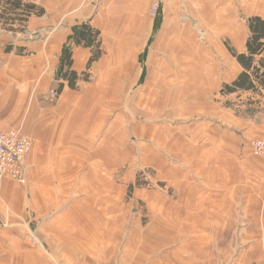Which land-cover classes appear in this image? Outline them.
Returning a JSON list of instances; mask_svg holds the SVG:
<instances>
[{
  "label": "crops",
  "instance_id": "obj_1",
  "mask_svg": "<svg viewBox=\"0 0 264 264\" xmlns=\"http://www.w3.org/2000/svg\"><path fill=\"white\" fill-rule=\"evenodd\" d=\"M33 1L44 15L0 30V128L33 140L27 182L0 179V264H264V91L221 92L242 70V0ZM66 45L89 76L75 89Z\"/></svg>",
  "mask_w": 264,
  "mask_h": 264
},
{
  "label": "trees",
  "instance_id": "obj_2",
  "mask_svg": "<svg viewBox=\"0 0 264 264\" xmlns=\"http://www.w3.org/2000/svg\"><path fill=\"white\" fill-rule=\"evenodd\" d=\"M45 9L33 0H0V30L9 32H24L27 28L28 20L31 16H42ZM248 27V37L244 52H236L232 48L230 51L240 64L242 70L231 82L222 87V94L238 92H252L263 94L264 91V17L253 15L246 19ZM100 31L93 28L90 23H83L76 29L73 36L74 45H83L93 49L89 60V66L102 55L100 44ZM72 45H66L63 50L58 75L66 80L71 88H77L80 79L88 80V73L78 75L72 70ZM63 83L59 90H62ZM252 102L251 99L248 103ZM227 105H232L230 101ZM140 179L136 185L141 186ZM133 186H130L132 189Z\"/></svg>",
  "mask_w": 264,
  "mask_h": 264
},
{
  "label": "built area",
  "instance_id": "obj_3",
  "mask_svg": "<svg viewBox=\"0 0 264 264\" xmlns=\"http://www.w3.org/2000/svg\"><path fill=\"white\" fill-rule=\"evenodd\" d=\"M159 4L152 7L157 12ZM53 98L57 97L52 92ZM251 147L255 155L264 158V136L251 141ZM33 148V140L19 130H4L0 128V179L10 178L21 184L27 182L26 157Z\"/></svg>",
  "mask_w": 264,
  "mask_h": 264
},
{
  "label": "rangeland",
  "instance_id": "obj_4",
  "mask_svg": "<svg viewBox=\"0 0 264 264\" xmlns=\"http://www.w3.org/2000/svg\"><path fill=\"white\" fill-rule=\"evenodd\" d=\"M237 6H238V16L243 18L245 21L248 17L253 16V15H260L264 17V0H242L241 3H237ZM246 24H247V21H246ZM23 38L25 40H32L34 36L32 34L25 33ZM255 95H258V94H255ZM251 96L250 97L247 96L244 99H239V101H241L239 104L245 105V104H251L255 101H259V98H255L257 100H252ZM249 99H251L252 102L248 103ZM236 102L238 101H235L234 103ZM250 147H251V144H250ZM251 151L254 154L252 147H251ZM153 175L154 173L152 170H140L137 174L136 182L138 179H140V181L144 183L141 186L150 187V188H158V187L163 188L164 186L163 182L157 181L156 185L152 182ZM136 182H135V185H136ZM135 185H132V186L134 187ZM132 189H130V191H132Z\"/></svg>",
  "mask_w": 264,
  "mask_h": 264
}]
</instances>
